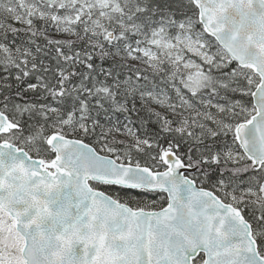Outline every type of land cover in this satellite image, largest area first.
Segmentation results:
<instances>
[{
    "label": "snow or ice",
    "instance_id": "snow-or-ice-1",
    "mask_svg": "<svg viewBox=\"0 0 264 264\" xmlns=\"http://www.w3.org/2000/svg\"><path fill=\"white\" fill-rule=\"evenodd\" d=\"M0 264H264V0H0Z\"/></svg>",
    "mask_w": 264,
    "mask_h": 264
}]
</instances>
